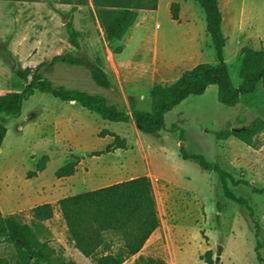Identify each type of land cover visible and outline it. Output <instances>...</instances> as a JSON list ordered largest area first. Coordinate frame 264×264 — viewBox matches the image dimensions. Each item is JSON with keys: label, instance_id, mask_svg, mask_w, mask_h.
I'll return each mask as SVG.
<instances>
[{"label": "rangeland", "instance_id": "rangeland-1", "mask_svg": "<svg viewBox=\"0 0 264 264\" xmlns=\"http://www.w3.org/2000/svg\"><path fill=\"white\" fill-rule=\"evenodd\" d=\"M64 1L0 0V95L24 88L11 70L10 54L23 67L40 66V74L53 86L103 96L109 105L129 115L134 110H151L149 92L154 85L178 80L177 75L163 76L166 52L173 46L182 47L192 29L203 44L196 61L216 64L208 33L204 42L206 16L196 0H174L184 13L180 25L171 22L163 5L158 15L162 24L159 40L155 20L144 12L141 26L115 43L105 40L90 0L84 4L82 0ZM220 5L227 38L225 59L238 87L242 49H264V0H220ZM69 19L80 34L78 49L68 40ZM117 47H122L121 53H114ZM67 54L86 64L53 61ZM98 60L112 83L109 89L92 80L91 68ZM258 119L264 120L261 84L235 107L220 104L218 87L211 85L204 94L189 96L167 113L166 129L157 134L141 133L132 119L128 123L103 120L74 102L37 91L24 103L18 118L1 116L8 133L0 148V211L35 227L40 241L56 257L93 264L69 240L57 201L147 176L153 185L160 228L124 264H136L139 256L162 258L168 264H207V252L213 264H264V192L254 190L264 189V132L255 138L254 146L226 136L227 131L254 126ZM181 148L218 164L236 180H247L249 186L229 183L247 204L226 199L217 176L193 160H184ZM45 155V169L33 177L37 162ZM68 163L75 164V173L58 178L56 172ZM45 203L54 205V216L35 224L31 210ZM256 224L261 229L258 237ZM16 261L14 245L0 238V264Z\"/></svg>", "mask_w": 264, "mask_h": 264}, {"label": "trees", "instance_id": "trees-1", "mask_svg": "<svg viewBox=\"0 0 264 264\" xmlns=\"http://www.w3.org/2000/svg\"><path fill=\"white\" fill-rule=\"evenodd\" d=\"M7 1H39V0H7ZM64 1V2H68ZM94 7L96 19L109 43L121 42L137 22L140 12L156 11L159 0H90ZM87 0H82V4ZM206 16V30L211 37L216 53V64L201 63L185 71L171 85H154L150 92L151 110H134L131 115L109 105L103 96L91 95L84 91L68 90L64 86H53L36 68L23 67L10 54L11 70L24 82L20 92H9L0 95V148L7 136L8 129L1 122V116L18 118L24 103L35 92L49 94L63 102H74L90 113L97 114L103 120L128 123L132 119L143 134H157L166 129L165 115L182 103L189 96L205 93L211 85L218 87V101L227 107H235L242 97L256 91L257 85L264 88V49H242V60L239 69L241 84L235 87L225 59L227 38L223 33V16L219 0H196ZM180 4L171 5V17L179 20ZM68 40L71 46L80 48L79 32L72 19L66 24ZM117 47L114 53H121ZM54 62L69 65H85L83 59L72 55H58ZM93 82L103 88L112 86L100 60L91 68ZM175 126H173V129ZM264 132V120L249 128H237L226 132V136L234 137L248 146H254L255 138ZM184 160H193L202 170L212 171L223 186L224 197L239 205L247 201L238 197L230 188L240 184L249 186L245 179L236 180L218 164L208 162L201 155L187 154L181 148ZM48 156H43L36 164L35 177L46 167ZM75 164L68 163L57 172L58 178L68 177L75 173ZM256 193L264 192L254 189ZM65 222L68 238L75 249L93 264H124L129 258L138 255L151 236L160 228V218L154 195L153 185L149 177L132 178L98 189L64 197L56 203ZM220 210V205L217 204ZM31 216L35 224L49 221L54 216V205L45 203L34 207ZM256 236L260 235V226L256 224ZM0 238L14 245L16 264H76L73 260L56 257L54 251L41 242L35 227L24 224L17 217H5L0 211ZM259 243L256 252L260 259ZM206 263L213 264L210 252L206 253ZM136 264H168L162 258L139 256Z\"/></svg>", "mask_w": 264, "mask_h": 264}, {"label": "crops", "instance_id": "crops-1", "mask_svg": "<svg viewBox=\"0 0 264 264\" xmlns=\"http://www.w3.org/2000/svg\"><path fill=\"white\" fill-rule=\"evenodd\" d=\"M175 3L174 0H159L158 3V9L156 11H142L143 15H139V20H137V23H135V25L132 27L133 29H138L141 26L142 23V17L146 16L144 14V12H147L149 14V17L152 20H155L156 23V27H155V38L157 40H159L160 34H159V30L162 28V24L159 22L158 20V15L160 10L162 9L163 5L167 11V13L170 16V20L171 22H173V24L176 25H180V21L183 19V10H179V20L175 21L172 19L171 17V5ZM219 4H220V0H219ZM220 10L222 12V16H223V23H224V15H223V11L221 9V5H220ZM141 18V19H140ZM147 25L150 24V22H146ZM145 25L142 29V32L144 34V31L146 29ZM131 28V29H132ZM203 30H206L203 28ZM130 32V30H129ZM204 32V42H207V30L203 31ZM128 34V33H127ZM126 34V35H127ZM188 38L185 39V41L183 42V46H176V47H171L170 43L168 44L169 48L167 50V60L168 63L166 64L167 69L164 70V77H170V76H174L177 75V79H179L181 77V75L188 70H191L192 68H194L195 66H197L198 64H200V62L196 61V57H198L200 54H202V50H203V44L200 41L199 38V33L192 29L191 32L187 33ZM162 42L167 44V41L165 39L161 40ZM128 46V44H127ZM167 74V75H165ZM142 98V97H141Z\"/></svg>", "mask_w": 264, "mask_h": 264}, {"label": "bare ground", "instance_id": "bare-ground-1", "mask_svg": "<svg viewBox=\"0 0 264 264\" xmlns=\"http://www.w3.org/2000/svg\"><path fill=\"white\" fill-rule=\"evenodd\" d=\"M2 153V152H1Z\"/></svg>", "mask_w": 264, "mask_h": 264}]
</instances>
